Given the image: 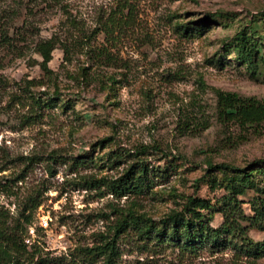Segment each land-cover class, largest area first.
I'll list each match as a JSON object with an SVG mask.
<instances>
[{
    "label": "rangeland",
    "instance_id": "374dc122",
    "mask_svg": "<svg viewBox=\"0 0 264 264\" xmlns=\"http://www.w3.org/2000/svg\"><path fill=\"white\" fill-rule=\"evenodd\" d=\"M243 33L256 43L257 66L238 54ZM44 42L55 47L48 69ZM220 93L264 103V0H1L0 211L18 217L30 195H42L28 257L104 264L83 249L116 238L118 264H264L231 248L144 242L127 216L158 223L190 197L217 203L224 188L208 179L225 184L229 174L211 176L210 163L244 168L264 158V117L220 116ZM142 146L154 170L143 194L86 186L118 178L133 160L114 156ZM256 194L240 196L249 214ZM223 222L216 213L211 224ZM248 225L263 241L261 224Z\"/></svg>",
    "mask_w": 264,
    "mask_h": 264
},
{
    "label": "trees",
    "instance_id": "16d2710c",
    "mask_svg": "<svg viewBox=\"0 0 264 264\" xmlns=\"http://www.w3.org/2000/svg\"><path fill=\"white\" fill-rule=\"evenodd\" d=\"M1 1V0H0ZM238 54L246 62L257 66L259 55L256 43L246 35L238 38ZM54 44L44 42L40 44L39 51L42 54L44 69H48V62L52 59ZM220 116L259 120L264 117V103L256 98L240 97L233 93H220L218 99ZM148 147L142 146L134 152L125 154L117 153L116 160L128 157L133 162L116 179H89L88 187L106 188L116 196L140 195L143 194L152 183V170L148 156L151 155ZM165 159L169 163L166 167H172V160L167 154H162L159 160ZM33 160V159H32ZM210 171L221 169L227 173L225 184L217 181V178L210 177L208 182L214 187L224 188V194L217 203L206 199L190 197L181 210H173L158 223L143 215L130 212L127 216L136 226L139 236L147 240H155L160 243H173L186 251L194 252L204 248L212 250H236V254L257 260L264 256V240L254 241L249 236V223L255 221L261 224L264 231V186L260 187L255 183V173L264 176V158L253 159L249 166L234 168L228 164H209ZM170 169L165 170L168 172ZM214 172L211 173V176ZM1 187L0 184V190ZM248 188H254L257 193L252 201V214L246 212L244 202L240 196L244 195ZM42 195H30L18 217H15L10 210L0 211V264H64L62 257L43 256L32 261L27 255L25 237L29 226L33 225L35 211L42 204ZM216 213H221L224 222L219 226H213L212 220ZM24 219V221L22 220ZM122 220L117 227V233L124 228ZM85 256L96 258L105 256L104 264H118L120 246L116 238L104 241L98 246L83 249ZM65 257V256H63ZM68 263V261H67ZM66 263V264H67Z\"/></svg>",
    "mask_w": 264,
    "mask_h": 264
}]
</instances>
